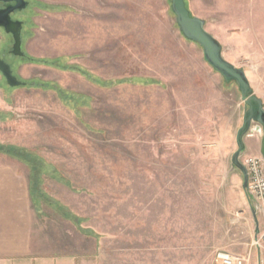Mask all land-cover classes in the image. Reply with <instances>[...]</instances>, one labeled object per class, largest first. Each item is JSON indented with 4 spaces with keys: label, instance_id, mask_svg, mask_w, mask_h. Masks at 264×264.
I'll return each mask as SVG.
<instances>
[{
    "label": "rangeland",
    "instance_id": "rangeland-1",
    "mask_svg": "<svg viewBox=\"0 0 264 264\" xmlns=\"http://www.w3.org/2000/svg\"><path fill=\"white\" fill-rule=\"evenodd\" d=\"M0 76V170L29 177L43 251L95 264H264V207L231 163L245 104L170 0H26ZM264 106V0H185ZM12 38L0 28V52ZM252 122L239 156L260 155ZM253 129V130H251ZM87 232V233H84ZM260 251V263L257 250Z\"/></svg>",
    "mask_w": 264,
    "mask_h": 264
},
{
    "label": "water",
    "instance_id": "water-1",
    "mask_svg": "<svg viewBox=\"0 0 264 264\" xmlns=\"http://www.w3.org/2000/svg\"><path fill=\"white\" fill-rule=\"evenodd\" d=\"M4 3V7L0 9V26L5 32L11 33L13 38L12 53L17 56L23 55L21 50V31L22 22L20 20H11L10 13L14 10L21 11L28 6L26 0H0ZM14 4H11V3ZM170 8L174 13V21L182 36L201 47L204 60L211 66L213 70L218 72L225 82H234L240 92V98L245 104L242 114V123L236 131L235 142L236 150L231 155V163L238 168L243 177L242 188L246 193L247 201L251 208V212L256 224V234L259 231L256 218L255 207L251 198L247 194L248 173L245 165L239 161V156L245 150L244 135L250 129L252 122L257 123L255 130L261 132L260 155L264 160V106L262 100L253 94L250 83L243 69L236 67L222 56V46L219 41L209 33L205 28V21L195 15H192L185 4V0H170ZM0 71L3 73L7 85L11 87L24 85L25 82L20 81L11 74L9 66L0 59ZM253 130V129H251ZM1 150V144H0ZM258 262L260 263V251L257 250Z\"/></svg>",
    "mask_w": 264,
    "mask_h": 264
},
{
    "label": "crops",
    "instance_id": "crops-1",
    "mask_svg": "<svg viewBox=\"0 0 264 264\" xmlns=\"http://www.w3.org/2000/svg\"><path fill=\"white\" fill-rule=\"evenodd\" d=\"M29 177L17 169L0 170V264H95L96 251H43L35 232Z\"/></svg>",
    "mask_w": 264,
    "mask_h": 264
},
{
    "label": "built area",
    "instance_id": "built-area-1",
    "mask_svg": "<svg viewBox=\"0 0 264 264\" xmlns=\"http://www.w3.org/2000/svg\"><path fill=\"white\" fill-rule=\"evenodd\" d=\"M244 165L248 173V192L264 207V160L261 156H247ZM221 264H242L239 258L219 254Z\"/></svg>",
    "mask_w": 264,
    "mask_h": 264
},
{
    "label": "flooded vegetation",
    "instance_id": "flooded-vegetation-1",
    "mask_svg": "<svg viewBox=\"0 0 264 264\" xmlns=\"http://www.w3.org/2000/svg\"><path fill=\"white\" fill-rule=\"evenodd\" d=\"M11 4H14L13 2L11 3ZM4 7V3L3 2H0V9H2ZM17 12H20V11H17V10H14V11H12L11 13H10V18H11V20H13V21H15V20H20L21 22H22V27H23V20H21L20 18H18L17 16H15V14L17 13ZM0 28L1 29H3L4 30V28L3 27H1L0 26ZM4 32H5V30H4ZM22 32V31H21ZM6 34H8V35H10V37L12 38V34L11 33H7V32H5ZM12 44H13V38H12ZM23 52V51H22ZM23 55H24V53H23ZM23 55H21V56H23ZM17 55H14L13 53H12V45H11V48L10 49H7V50H5V51H1L0 52V59L2 60V61H4L8 66H9V69H10V71H11V74H13L15 77H17V79H18V76L16 75V71H15V69H14V59H13V57H16ZM0 76L2 77V78H4L5 79V77H4V75H3V73L0 71ZM6 81V80H5Z\"/></svg>",
    "mask_w": 264,
    "mask_h": 264
},
{
    "label": "trees",
    "instance_id": "trees-1",
    "mask_svg": "<svg viewBox=\"0 0 264 264\" xmlns=\"http://www.w3.org/2000/svg\"><path fill=\"white\" fill-rule=\"evenodd\" d=\"M81 231H83V230H81ZM84 232V231H83ZM84 233H87V232H84Z\"/></svg>",
    "mask_w": 264,
    "mask_h": 264
}]
</instances>
